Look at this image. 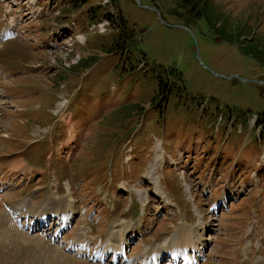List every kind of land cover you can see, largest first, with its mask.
Listing matches in <instances>:
<instances>
[{"label": "rangeland", "instance_id": "374dc122", "mask_svg": "<svg viewBox=\"0 0 264 264\" xmlns=\"http://www.w3.org/2000/svg\"><path fill=\"white\" fill-rule=\"evenodd\" d=\"M207 2L0 0V264H122L70 249L139 220L137 262L185 225L203 264H264V0ZM48 197L76 208L56 240L6 209Z\"/></svg>", "mask_w": 264, "mask_h": 264}, {"label": "bare ground", "instance_id": "6f19581e", "mask_svg": "<svg viewBox=\"0 0 264 264\" xmlns=\"http://www.w3.org/2000/svg\"><path fill=\"white\" fill-rule=\"evenodd\" d=\"M17 164H22V165H17ZM24 165H26L25 162L20 160L19 163L15 162L14 168L16 166L24 167ZM53 200L54 198L52 199L48 197L44 201L42 208L36 209L38 211L37 213L40 214L30 213L29 211H26L28 213L25 212L23 215L26 218V223L23 229L24 230L29 229L31 231L37 230L39 227L46 225L48 220H51L52 218H57L61 215V217L64 220L59 227L54 228V226H51L50 228H47L48 234H51L52 236L58 235L59 231L65 228L69 224L70 219L72 218V215H74V211L76 208H74L70 200H66L65 202L61 203L60 208H58L57 206L50 204ZM46 203H48V206H53V207L49 208L46 205ZM62 207H65L66 209ZM59 209H62L60 213H58ZM7 214H8L7 212H3L0 204L1 218L2 219L6 218ZM1 222L2 221L0 219V223ZM140 228H141L140 223L128 224L124 227L122 235H125L128 230L129 233H133L136 230H139ZM27 232L30 233L29 231ZM79 234L81 236L84 233L80 232ZM122 235L117 229V225H112L106 237L107 239L106 241L108 242L107 246L104 247V251L97 249V251L94 253L93 259L95 258L106 259V258H110L112 255L111 259H118L120 256H122L123 261H125L124 256H126L128 264H135L137 257L127 256L125 250V246L130 244L131 238L126 240L125 236ZM119 239H121V241L118 244L115 241ZM203 242L204 239H202L199 233L195 234L193 227H187L185 225H182L177 230V232L173 234L169 238V240L166 241V244L168 246L153 245L145 249L144 257L141 258V264H162L163 262H169V264H198L200 257L202 256V252L200 248ZM76 244L79 243L76 242ZM79 245L81 246L79 251L86 255L88 251V246L82 244ZM108 252L110 254L106 256V253Z\"/></svg>", "mask_w": 264, "mask_h": 264}, {"label": "trees", "instance_id": "16d2710c", "mask_svg": "<svg viewBox=\"0 0 264 264\" xmlns=\"http://www.w3.org/2000/svg\"><path fill=\"white\" fill-rule=\"evenodd\" d=\"M87 0H72V3H74V7H79L81 6L82 4H84V2H86ZM182 1H185L186 3H192L191 5V9L193 11L197 10L198 9V12L202 11L204 6L207 5V1L208 0H182ZM96 10V9H95ZM97 13V12H96ZM108 15V14H106ZM105 15V16H106ZM95 16V15H94ZM109 16V15H108ZM110 17V16H109ZM112 23L114 24L113 22V19H111ZM126 24V20L124 18H122V21L119 23V27L121 28L122 26H125Z\"/></svg>", "mask_w": 264, "mask_h": 264}]
</instances>
